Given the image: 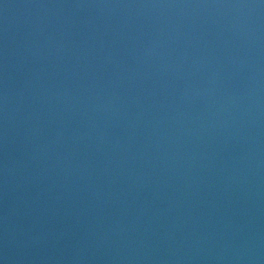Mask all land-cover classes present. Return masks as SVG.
Returning a JSON list of instances; mask_svg holds the SVG:
<instances>
[{"label": "water", "instance_id": "1", "mask_svg": "<svg viewBox=\"0 0 264 264\" xmlns=\"http://www.w3.org/2000/svg\"><path fill=\"white\" fill-rule=\"evenodd\" d=\"M0 264H264V0H0Z\"/></svg>", "mask_w": 264, "mask_h": 264}]
</instances>
